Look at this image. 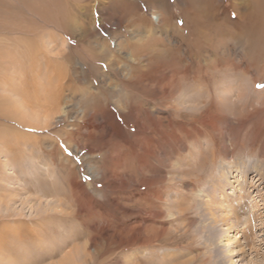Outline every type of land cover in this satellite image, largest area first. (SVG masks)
Segmentation results:
<instances>
[{
    "label": "rangeland",
    "instance_id": "374dc122",
    "mask_svg": "<svg viewBox=\"0 0 264 264\" xmlns=\"http://www.w3.org/2000/svg\"><path fill=\"white\" fill-rule=\"evenodd\" d=\"M263 21L264 0H0V264H264V213L230 205L264 193L239 197L264 171Z\"/></svg>",
    "mask_w": 264,
    "mask_h": 264
},
{
    "label": "bare ground",
    "instance_id": "6f19581e",
    "mask_svg": "<svg viewBox=\"0 0 264 264\" xmlns=\"http://www.w3.org/2000/svg\"><path fill=\"white\" fill-rule=\"evenodd\" d=\"M127 1V0H126ZM241 2H244V0H241ZM237 4H240L239 2H237ZM249 6H250V4H249ZM254 7V6H253ZM256 7H257V5H256ZM245 9V12L246 11H248V10H250V12H249V14H248V16H250V17H252L251 19L252 20H249V21H252L253 22V12H254V10L253 9H248V8H244ZM243 13L244 15L246 14V13ZM256 15V14H255ZM247 16V17H248ZM153 18V17H152ZM245 18H246V15H245ZM156 21H157V24L158 23H160V21H159V19L158 18H154ZM260 19V18H259ZM161 20V19H160ZM197 22H198V24H200L199 23V20H197ZM200 22H202L201 20H200ZM255 22H258V20L256 19V21ZM261 24H264V21L263 22H260ZM164 24V23H163ZM148 25V24H147ZM168 25V24H167ZM200 28V27H199ZM252 28V27H251ZM165 29V28H164ZM249 29V27L247 26V30ZM150 30H152V29H150ZM190 30V29H189ZM196 30H198L197 28H196ZM199 31V30H198ZM212 32V31H211ZM228 32V31H227ZM247 32V31H246ZM220 33L221 34H224V33H226V31L225 30H220ZM239 34L241 33V31H239L238 32ZM148 35V34H147ZM198 35V34H197ZM241 36V35H240ZM206 37H208V36H206ZM237 41H239L238 39H237ZM201 42V41H200ZM199 42V43H200ZM216 69V68H215ZM186 70H187V68L186 67H184L183 69H181L180 70V72L182 73V75L180 74L179 75V82L181 81L180 79H185V78H187V77H189V76H187L188 74V71L186 72ZM254 70V69H253ZM224 71V70H223ZM259 72V71H258ZM230 74V73H229ZM257 74V73H256ZM125 75V74H124ZM216 76V75H215ZM220 76V75H219ZM218 76V77H219ZM217 77V76H216ZM198 78H200V77H198V76H194V80H198L199 81V79ZM252 79V78H251ZM254 79V78H253ZM218 80V79H217ZM257 81V80H256ZM204 91V90H203ZM229 91V90H228ZM164 92L166 93L167 92V90L166 89H164ZM201 90H199V92H198V96H197V98L196 99H194L195 100V104H190L189 106H197V104H199L201 101H202V98H203V93L201 94ZM165 93H163L162 92V95H165ZM240 94V93H239ZM239 94L238 95H236V97H239ZM242 94V93H241ZM240 94V95H241ZM185 95V97L184 98H182L181 99V101H185V100H187V102H191L193 99H191V97H187L186 96V94H184ZM241 98V97H240ZM220 100V99H219ZM179 101H180V98H179ZM220 102V101H219ZM215 103H217V102H215ZM215 106V105H214ZM238 106V105H237ZM244 106V105H243ZM195 108V107H194ZM197 108V107H196ZM65 110V109H64ZM173 111V110H172ZM175 111V110H174ZM82 112V111H81ZM105 113V112H104ZM237 113V112H236ZM66 114V113H65ZM68 114V113H67ZM239 114V113H238ZM82 115V114H81ZM106 115V114H105ZM176 115H178V114H176ZM66 116V115H65ZM174 116V115H173ZM192 116V115H191ZM195 116V115H194ZM194 116H192V117H194ZM235 116H238L237 118H239L240 116L239 115H235ZM241 116H243L242 114H241ZM198 117V116H197ZM65 118V117H64ZM190 118V117H189ZM202 118V117H201ZM241 118H244V117H241ZM67 119V118H66ZM111 119V118H110ZM182 119V118H181ZM62 121V120H61ZM137 121V120H136ZM192 121V120H191ZM181 122V121H180ZM198 123L199 124H202V125H204V121L203 120H201L200 118H198ZM210 123V122H209ZM142 124V123H141ZM181 124V123H180ZM211 124V123H210ZM117 125V124H116ZM109 126V125H108ZM217 126V125H216ZM216 126L215 127H213V128H215L216 129ZM144 127V126H143ZM182 129V128H181ZM141 130V129H140ZM196 131V130H195ZM189 133V132H188ZM194 135V132H190V134L188 135V137L187 138H189V137H192ZM176 140V139H175ZM177 145V144H176ZM182 147H185V145L183 144V146ZM227 148H229V150H228V153H227V155L230 153L231 154V152H230V150H232V147L230 146V144H228V146H227ZM185 149V148H184ZM143 150H144V154L145 155H149L150 154V157H151V155H152V151H150V150H148L147 148H143ZM179 150V149H178ZM205 150V149H204ZM208 150H210V149H208ZM190 151V150H189ZM188 151V152H189ZM181 152V151H180ZM194 152V153H193ZM192 152V154H194V156H195V154L197 153V152H195V151H193ZM205 152V151H204ZM213 152L214 151H211V155H213ZM206 153V152H205ZM184 154V153H183ZM183 154H179L180 155V160H181V165H184V166H186V165H192V163H194V162H192V163H190V161H187L186 159H185V157H184V155ZM196 157V156H195ZM197 158V157H196ZM197 160H198V158H197ZM196 160V161H197ZM192 161V160H191ZM194 161V160H193ZM199 163V162H198ZM141 165L142 166H151V164H149V162H148V159H147V157L145 156L142 160H141ZM179 165V164H178ZM195 165H196V163H195ZM194 165V166H195ZM197 165H199L200 166V164H197ZM247 165V164H246ZM219 166L220 165H218V167H217V170H215V171H217V175H215V176H209V178L205 181V185H207V184H210V187L211 188H204L205 190H204V192L206 193L205 195H209L208 197L210 198V199H213V201H217L218 203H219V200L221 199V195H222V197H223V190L224 189H226V186H228L227 188H228V190H224L225 191V193H227V195H229V194H231V192H228L229 191V184H230V186H231V183H232V180L229 178V174H231L232 175V173L230 172L231 171V169L233 168V165L232 166H230V168L228 169V168H226V170L223 168V166H220V168H219ZM141 167V166H140ZM250 168H254L255 167V165H253V166H249ZM184 169V168H183ZM181 170H182V168H181ZM203 171H198V174H196V176H195V178L196 179H198V182H201V179H203V175H205V171H206V169L204 170V169H202ZM183 172L185 171V172H187L185 169L184 170H182ZM181 171V172H182ZM238 171V173L237 174H234L236 177V179H237V182L239 181H241L242 182V185H244V183H245V181L243 180L242 181V179H243V175H242V173L243 172H240L239 170H237ZM242 171V170H241ZM245 172H246V170H244ZM188 172H190V170L188 171ZM256 172V174H257V178L258 179H256V181H260L258 184H252L251 182H250V185L248 186L249 187V190H246L247 188H245V190L246 191H248V193H245V194H243V195H239V197L240 198H243V199H248V197H249V192H253V189L254 190H256L255 188H258V191H260V190H263L264 191V188H263V186H262V184H263V180L262 179H264V171H260V170H257V171H255ZM239 173H240V175H239ZM214 174H216V173H214ZM256 174H254V175H256ZM232 177H233V175H232ZM252 178H254V177H252ZM166 179H167V177H166V175H160V176H155L154 178H151L149 175H144V177H143V180L141 181L142 182V186H147V185H155V183H160V184H164V183H166ZM204 180H205V178H204ZM203 181V180H202ZM255 181V182H256ZM246 183H247V180H246ZM246 183H245V185H246ZM148 187V186H147ZM232 187H234V189H232V190H234V192L236 191V188H235V186H234V184L232 185ZM251 187V188H250ZM253 187H255V188H253ZM261 187V188H260ZM238 190H241V189H238ZM245 191V192H246ZM262 191V192H263ZM196 192V191H195ZM208 192V193H207ZM213 193V194H212ZM146 194V193H145ZM211 194H212V197H211ZM204 195V196H205ZM262 195V203H259V201L260 200H250L251 202H248V204H250V206L248 207L247 205L245 206L244 205V202H242V200H239L238 198L235 200L236 202H234L235 204H233V202H231L230 203V205H231V207H233V208H241L246 214H248V215H250V213L252 214V215H250V220L251 221H257V219L259 220L260 218H262V215L261 214H258V211H259V213L260 212H263L264 213V193H262L261 194ZM254 196V195H253ZM162 198V197H161ZM161 198H159L160 200H163V198L161 199ZM207 199V198H206ZM200 200V199H199ZM224 200V199H223ZM220 202H221V200H220ZM261 202V201H260ZM207 204H209V203H207ZM220 205V204H219ZM200 207H202V206H200ZM210 207H211V205H208V215H210L209 217L211 218V219H213V221H217L215 218H216V216L215 217H213V216H211V215H213V214H211V211L209 210L210 209ZM248 207V208H247ZM206 208V209H207ZM205 209V208H204ZM217 209L219 210L220 209V206H218L217 207ZM237 210V209H236ZM200 211V210H199ZM231 211V210H230ZM248 211V212H247ZM156 216H158L159 214H161V211H157V212H155V211H152ZM232 212V211H231ZM250 212V213H249ZM233 216H235L234 214H232ZM260 215H261V217H260ZM218 218H219V222H221V224H226L228 221H229V218L227 217V216H223V215H221V214H218V216H217ZM248 219V220H249ZM247 220V219H246ZM226 221V223H224ZM263 222V221H262ZM249 223V222H248ZM255 227H253V225H248V229H250V230H253ZM261 228H264V224H262V226H261ZM230 229L231 230H233V231H235L234 229H236V228H231L230 227ZM238 229V228H237ZM236 229V230H237ZM161 231V230H160ZM53 234V233H52ZM262 234V233H261ZM146 236V235H145ZM71 237H73V236H71ZM22 239V238H21ZM146 239H148V237H146L145 239H143V240H146ZM234 242V241H233ZM235 242H239V239L238 240H235ZM247 241H245V243H246ZM243 242H240V244H242ZM247 244V243H246ZM255 244V243H254ZM231 247H232V245H231ZM253 248V247H252ZM229 249V248H228ZM238 251H240V252H238ZM243 252H244V249H243ZM242 252H241V250H237L235 253H232V254H230V255H233L234 254V256H232V257H236V256H238V254H241ZM225 257V256H224ZM94 259V258H93ZM75 260V259H74ZM239 260V259H238ZM230 261H232V260H230Z\"/></svg>",
    "mask_w": 264,
    "mask_h": 264
},
{
    "label": "snow or ice",
    "instance_id": "6c2138e0",
    "mask_svg": "<svg viewBox=\"0 0 264 264\" xmlns=\"http://www.w3.org/2000/svg\"><path fill=\"white\" fill-rule=\"evenodd\" d=\"M180 23L182 24L183 22L180 21ZM258 87H264V84H260V85H258Z\"/></svg>",
    "mask_w": 264,
    "mask_h": 264
}]
</instances>
